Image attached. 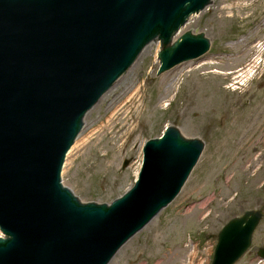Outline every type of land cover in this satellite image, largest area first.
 Segmentation results:
<instances>
[{"label": "water", "instance_id": "obj_1", "mask_svg": "<svg viewBox=\"0 0 264 264\" xmlns=\"http://www.w3.org/2000/svg\"><path fill=\"white\" fill-rule=\"evenodd\" d=\"M212 5L0 0V264H109L177 198L205 146L177 125L147 141L134 186L110 205L81 203L61 175L89 111L149 44L161 48L147 85L209 52L203 32L174 38ZM262 219L260 211L231 219L212 264H236ZM254 251L264 259V248Z\"/></svg>", "mask_w": 264, "mask_h": 264}, {"label": "rangeland", "instance_id": "obj_2", "mask_svg": "<svg viewBox=\"0 0 264 264\" xmlns=\"http://www.w3.org/2000/svg\"><path fill=\"white\" fill-rule=\"evenodd\" d=\"M212 2L206 11L189 18L185 31L203 32L211 43L204 59H214L216 64L200 66L204 59L193 60L191 68L173 72L164 83L166 72L147 85L160 50V43L149 44L122 77L135 82L134 90L140 89L143 111L135 121L134 134L122 136L116 125L111 133L97 136L109 102L123 92L119 87L86 116L82 138L91 136V144L77 154L75 142L66 156L63 185L81 203L110 204L133 187L145 143L160 137L167 127L177 125L185 135L198 134L205 141L178 197L110 264H182L187 247L197 249L198 264H211L218 234L231 219L252 210L264 215V62L244 84L240 77L246 62L258 56L248 50L264 41V0ZM223 6L234 8L221 20ZM228 63L230 69L224 65ZM199 201L202 204L196 205ZM252 242V249L264 248V217ZM236 264H264V260L249 250Z\"/></svg>", "mask_w": 264, "mask_h": 264}, {"label": "bare ground", "instance_id": "obj_3", "mask_svg": "<svg viewBox=\"0 0 264 264\" xmlns=\"http://www.w3.org/2000/svg\"><path fill=\"white\" fill-rule=\"evenodd\" d=\"M246 0H243V2H245ZM234 7L232 6H223L220 8L219 10V17L221 20L226 19V15L233 9ZM208 9V8H207ZM207 9H205L204 11H206ZM185 27H182L179 31V33L176 35V37L174 38V40H177L178 38H180V36H182L184 33L188 32L185 31ZM199 34V33H197ZM157 44H159V41L157 42ZM257 53V57L254 61L250 60L248 62H246V67L247 69L241 73L240 77L241 79V83H245L248 79L252 78L254 69L256 68L257 65H260L261 60H260V55L264 54V41L263 42H259L257 43L255 46H251V48L248 51H254ZM243 56L242 58L243 60L246 59L248 57V54L250 52H248ZM206 56V55H205ZM202 58V59H201ZM201 58H199V60H203L204 56H202ZM207 59H209V62ZM204 63H202L200 66H205V65H213L216 64V61L214 59H210V58H206L203 60ZM221 60H219V64H221L220 62ZM264 62V61H262ZM223 64V63H222ZM251 64H254L253 66H251ZM226 65L225 67L227 69H230V63L228 64H224ZM193 66L192 61H188L185 63H182L176 67H174L173 69H171L170 71L166 72L163 75V82L166 81V79L168 78V76L170 74H172L173 72H181L183 69H189ZM199 66V67H200ZM198 67V66H197ZM128 78H122L118 81V83L102 98V99H106L111 92L119 87L123 88V92L121 93L120 96L115 97V99H113L112 101L109 102V106L107 108V112L108 116L106 118V121L104 123V125L98 130L97 132V136H101L102 134L105 135V133H111V131L116 127V125H120V130L123 131L122 136H126V137H130L134 134V132L137 129V125L135 124V121L139 119V115L142 113V103L141 98H140V89H135V82L133 81H129ZM163 98H161L162 100ZM102 101V100H101ZM134 120V121H132ZM86 133V127H84L81 135L79 136V138L76 141V144L74 146V150L77 151V154L81 153L88 145L91 144V136H87V134L85 135V137L82 138V136H84V134ZM91 134V132H90ZM89 134V135H90ZM109 167H112L111 165ZM196 205H201L202 203H200V201L198 203H195ZM205 206L201 208V210H204ZM185 252L187 253L186 256H182L181 260L182 264H185V259H189L188 264H198V254H197V249H191L189 247L184 248Z\"/></svg>", "mask_w": 264, "mask_h": 264}]
</instances>
